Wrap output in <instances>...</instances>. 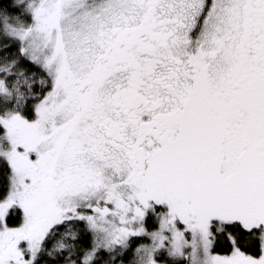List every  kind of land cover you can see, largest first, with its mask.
<instances>
[{"label": "snow or ice", "instance_id": "obj_1", "mask_svg": "<svg viewBox=\"0 0 264 264\" xmlns=\"http://www.w3.org/2000/svg\"><path fill=\"white\" fill-rule=\"evenodd\" d=\"M0 264H264V0H0Z\"/></svg>", "mask_w": 264, "mask_h": 264}, {"label": "trees", "instance_id": "obj_2", "mask_svg": "<svg viewBox=\"0 0 264 264\" xmlns=\"http://www.w3.org/2000/svg\"><path fill=\"white\" fill-rule=\"evenodd\" d=\"M2 2H6V0H2Z\"/></svg>", "mask_w": 264, "mask_h": 264}]
</instances>
